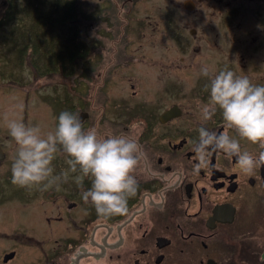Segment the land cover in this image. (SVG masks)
I'll list each match as a JSON object with an SVG mask.
<instances>
[{
	"label": "flooded vegetation",
	"instance_id": "obj_1",
	"mask_svg": "<svg viewBox=\"0 0 264 264\" xmlns=\"http://www.w3.org/2000/svg\"><path fill=\"white\" fill-rule=\"evenodd\" d=\"M108 1L113 17H100L98 9L93 23L102 57L87 77L101 87L78 96L76 115L98 138L125 136L140 145L137 193L125 215L103 218L82 199L92 182L86 177L78 187L79 172H69L59 190L19 188L11 182L17 145L0 131V264H264V165L245 175L234 156L213 150L196 172L194 151L200 127L239 139L218 108L207 121L201 108L210 100L205 86L225 68L264 85V0ZM5 38L0 86L6 81L31 92L38 68L29 57L32 78L21 81L20 50L5 57ZM61 59L62 71L66 55ZM117 71L126 96L104 91ZM240 147L256 159L264 152L245 139ZM59 155L54 175L69 167L70 157Z\"/></svg>",
	"mask_w": 264,
	"mask_h": 264
},
{
	"label": "clouds",
	"instance_id": "obj_2",
	"mask_svg": "<svg viewBox=\"0 0 264 264\" xmlns=\"http://www.w3.org/2000/svg\"><path fill=\"white\" fill-rule=\"evenodd\" d=\"M27 75V70H25ZM201 75H210L207 66ZM209 105L201 108V119L207 121L218 108L227 129H234L239 139L227 133L217 134L205 127L198 129L194 142L198 159L195 171L207 167L211 152L222 151L236 158L237 165L245 175L264 165V152L256 159L248 151H241L240 139L258 144L264 149V85H254L247 76H238L225 68L211 79ZM211 107V111H210ZM6 127L17 145V154L11 167V182L29 191H47L53 186L67 182L68 173L83 189L86 177L91 178V188L82 191V199L91 201L97 214L103 218L125 215L128 200L134 197L138 183L133 175L142 149L134 140L125 136L98 138L97 131H84L81 118L69 111L59 114L55 131L42 134L39 126H26L21 119L5 116ZM66 153L68 170L54 175L53 161L58 153Z\"/></svg>",
	"mask_w": 264,
	"mask_h": 264
},
{
	"label": "rangeland",
	"instance_id": "obj_3",
	"mask_svg": "<svg viewBox=\"0 0 264 264\" xmlns=\"http://www.w3.org/2000/svg\"><path fill=\"white\" fill-rule=\"evenodd\" d=\"M54 1L16 0L15 4L17 9H20V14L17 19L8 25L0 24V35L6 37L1 44L5 57L9 54H17L16 52L20 50L18 73L21 81L32 78L33 70L28 65L30 60L38 68L35 88L31 92L27 87L9 85L6 81L0 86L1 132H9L5 122L6 115L9 120L22 118L26 126H39L42 134L55 131L59 114L63 112L62 103L65 107L71 109V113L77 114V104H79L78 96L80 94H88L90 96L97 94V89L101 87L99 86L101 81L98 78L93 79L91 76L88 80L87 77L91 74L92 64L97 58L99 59V56L102 57V55L96 54L98 39L95 36L96 25L93 23L97 19L98 9L100 11V17L113 15V10L112 12L108 10L109 1L75 0L74 20L70 19L68 21L62 19L63 25L57 22L53 26L46 24L47 27L37 24V31L41 32L42 36L35 37L36 31L34 28L29 30L30 27L33 26V23L36 24L41 14L46 15L48 12L51 14L49 8L52 7L51 5ZM8 3L9 0H0V16L2 18L4 9ZM104 8L107 10L104 11ZM52 14L53 17H56L55 12ZM51 20L56 22L55 19ZM75 32L77 33L78 41L75 40ZM129 40H131V47H138L135 43V35ZM48 42L55 45L53 51L56 55L59 54L61 58L66 55L67 64L62 71L60 67V63L62 62L61 58L58 63H54L51 61L53 57L51 52L47 53L48 57L42 56L47 51L46 45ZM36 43L39 47L36 46ZM75 44L82 47L83 55L81 56L80 54L78 58L70 62L68 57L70 54L68 55V52L74 51ZM29 57H31L30 60ZM1 61L0 59V63ZM4 63L1 64L4 65ZM6 63L11 65L9 61ZM25 70H27V75L24 74ZM138 70L140 73L143 72L140 65L135 66L134 72L138 74ZM81 72L84 73V81L78 79L79 73ZM113 74H115L114 80L106 84V88H104L105 93L116 97L126 96L129 91L127 83L123 80L124 73L117 71ZM78 82H80L79 86ZM64 95L67 97L66 104L63 102L65 100ZM59 158L60 155L58 153L56 159Z\"/></svg>",
	"mask_w": 264,
	"mask_h": 264
},
{
	"label": "trees",
	"instance_id": "obj_4",
	"mask_svg": "<svg viewBox=\"0 0 264 264\" xmlns=\"http://www.w3.org/2000/svg\"><path fill=\"white\" fill-rule=\"evenodd\" d=\"M8 1V0H7ZM16 0H9V3L7 4V6L5 7V11L3 14V18L0 20V24H10L12 22L15 21V19H17L18 15L20 14V9H17V6L15 4ZM75 5H76V1L75 0H55L54 2H52V7L49 8L51 14L53 12H55L56 17H53L49 12L46 15H42L41 17H39L37 19L36 24L33 23V26L30 27L29 30H32V28L35 29L36 33H35V37H40L42 36L41 32H38V28H37V24H41L43 25V27H47L48 26H53L55 23H60V25L62 23V19L65 20H70L73 19L74 17V13H75ZM38 17V16H37ZM36 17V18H37ZM51 19H55L56 22H53ZM42 20V21H40ZM74 20V19H73ZM47 24V25H46ZM42 31V30H41ZM75 40H77V33L75 32ZM78 41V40H77ZM36 46L39 47V45L36 43ZM47 51L42 54V56L44 57H48L47 53L51 52V55L53 56L51 61L54 63H58L60 61V55L59 54H55L53 49H55V45L53 43L48 42L47 43ZM82 47H80L79 45L75 44L74 45V51L73 52H68V57L70 59V62L74 61L78 56L83 55V53L81 52Z\"/></svg>",
	"mask_w": 264,
	"mask_h": 264
}]
</instances>
